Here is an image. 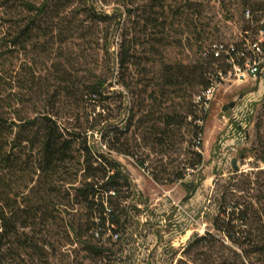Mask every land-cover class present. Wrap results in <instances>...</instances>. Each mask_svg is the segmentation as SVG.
<instances>
[{"label":"trees","instance_id":"trees-1","mask_svg":"<svg viewBox=\"0 0 264 264\" xmlns=\"http://www.w3.org/2000/svg\"><path fill=\"white\" fill-rule=\"evenodd\" d=\"M115 1L107 13L97 8L106 0H0V264H30L43 257L44 242L32 234L50 222L60 197L64 214L83 208L81 217L64 225L72 234L69 241L82 245L87 259L135 264L122 261L131 243L127 238L139 234V222L133 226L127 220L125 203L133 190L109 154L134 156L145 169L137 140L165 157L184 129L194 140L184 167L194 170L203 163L197 120L204 121L205 114L188 97L209 85V67L216 75L238 56L221 51L193 64L158 60L148 70L139 47L152 56L172 34L203 39L209 27L201 19L203 4ZM248 7L253 22L264 19V8ZM123 10L143 23V30L136 23L131 38ZM130 66L136 72L128 79ZM114 85L121 90H111ZM94 134L107 154L88 144ZM166 174L153 179L171 185L184 178L182 171ZM256 176L247 185L214 190L219 206L210 220L212 231L194 236L182 251L192 257L191 264H264V169ZM157 263L148 257L136 264Z\"/></svg>","mask_w":264,"mask_h":264},{"label":"rangeland","instance_id":"rangeland-1","mask_svg":"<svg viewBox=\"0 0 264 264\" xmlns=\"http://www.w3.org/2000/svg\"><path fill=\"white\" fill-rule=\"evenodd\" d=\"M106 3L97 2V8L111 13L118 4L115 0H106ZM133 1V0H127ZM203 4L202 21L208 24L207 32L200 41L193 35H171L156 46V53L149 55L146 47H139L141 58H147L146 68L157 66L158 60L185 64L200 62L201 48L211 41L229 40L243 28L254 30L255 22L246 23L241 16L245 6L264 8V0H247L243 5L241 0H193ZM130 8L131 5H128ZM231 15L225 18V13ZM122 22L127 37L134 34V26L138 22L139 29L143 30L142 21L133 13L123 10ZM138 26V25H136ZM181 40V43H179ZM118 38L115 37L111 47L114 55L117 52ZM210 75L216 71L209 67ZM134 66H130L127 77L135 74ZM121 90L114 85L111 90ZM201 90L196 87L188 97L192 102L193 96ZM187 99V98H186ZM233 104L226 111L224 105ZM201 152L203 163L191 170L184 167L191 156V145L194 140L184 129L177 137L176 148L168 156H161L151 152L142 140L137 156L145 161V169L137 164L134 156L118 155L111 152L112 159L119 162L131 182L132 197L125 203L130 209V218L127 220L135 226L139 222V234L128 237L131 243L129 250L122 254V261H133L150 257L157 264H177V261L190 263L192 257L182 254L188 243L196 235H202L211 229V218L218 212V203L213 193L218 187L232 188L247 180H254L259 169H264V74L256 81L245 83H223L211 101L209 109L202 123ZM88 144L95 150L107 154L104 143L94 134ZM245 154L244 158L240 157ZM236 159L239 171L232 167V159ZM182 171L184 178L181 182L163 185L154 181V176L165 178L167 172ZM194 179V189H188L182 182L189 183ZM56 206L51 210L53 217L40 228L39 234L34 237L43 240L44 254L41 259H34L30 264H100L87 259L82 245L71 243L72 234L66 230L64 222L70 217L79 218L83 208L75 206L70 213L62 212L63 198L55 199ZM138 211H137V210ZM38 230H35L37 232ZM106 238V235L103 237ZM131 246V247H130ZM121 261V262H122ZM120 263V262H119ZM104 264V263H102Z\"/></svg>","mask_w":264,"mask_h":264},{"label":"built area","instance_id":"built-area-1","mask_svg":"<svg viewBox=\"0 0 264 264\" xmlns=\"http://www.w3.org/2000/svg\"><path fill=\"white\" fill-rule=\"evenodd\" d=\"M251 11L248 6L241 10L242 19L252 23ZM226 51L236 54L237 58L224 63L215 76L210 77V83L199 93L194 95L193 102L200 108V114H206L212 99L223 83H245L249 80L256 81L264 74V19L255 22L254 30L243 28L229 40L211 41L205 44L199 54L205 58L210 54L220 56ZM202 125L203 121L198 119ZM198 140L201 137L197 138ZM113 238H116L113 235Z\"/></svg>","mask_w":264,"mask_h":264},{"label":"water","instance_id":"water-1","mask_svg":"<svg viewBox=\"0 0 264 264\" xmlns=\"http://www.w3.org/2000/svg\"><path fill=\"white\" fill-rule=\"evenodd\" d=\"M232 103L231 104H228V105H224L223 107H222V111H226L227 110V108L228 107H232ZM232 167L234 168V170L235 171H239V167L237 166V163H236V159L235 158H233L232 159ZM182 184L184 185V186H186L188 189H193L194 188V179H192L189 183H187V182H182Z\"/></svg>","mask_w":264,"mask_h":264}]
</instances>
